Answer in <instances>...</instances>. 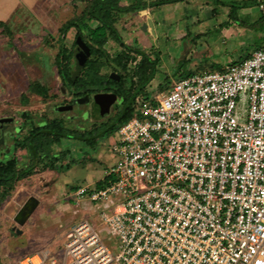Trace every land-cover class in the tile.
Returning a JSON list of instances; mask_svg holds the SVG:
<instances>
[{
	"label": "built area",
	"instance_id": "obj_1",
	"mask_svg": "<svg viewBox=\"0 0 264 264\" xmlns=\"http://www.w3.org/2000/svg\"><path fill=\"white\" fill-rule=\"evenodd\" d=\"M112 137L115 181L76 191L103 210L17 264H264V47L138 98Z\"/></svg>",
	"mask_w": 264,
	"mask_h": 264
},
{
	"label": "rangeland",
	"instance_id": "obj_2",
	"mask_svg": "<svg viewBox=\"0 0 264 264\" xmlns=\"http://www.w3.org/2000/svg\"><path fill=\"white\" fill-rule=\"evenodd\" d=\"M132 1L124 0L123 5ZM221 1L227 5L216 0H188L129 13L118 20L116 25L124 42L158 60V72L146 87L150 96L169 89L170 83L177 81L187 69L195 73L217 71L216 65L224 69L234 61L245 59L264 43L259 41L264 32L240 24L249 25L263 17L264 0H256L248 7H241L246 0ZM88 2L29 0V6L20 4L6 24L7 30L0 28V119H14L0 131L4 140L0 145V161L17 157L20 168L30 164L27 151L14 150V144L27 135L31 121L38 125L61 119L66 128L87 133L109 123L116 114L118 98L117 106L108 115L97 113L91 104L68 112L55 109L69 105L73 99L63 91L55 64L59 49L65 46L79 54L74 45L77 31L71 29L63 38L60 29L81 15ZM232 3L240 5L238 21L230 16ZM106 49L112 56L122 50L113 40ZM76 63L74 59V67ZM102 72L108 74L111 70L104 67ZM35 81L49 89L47 98L29 91V84ZM25 112L31 116L30 120L23 116ZM112 145V136L97 138L93 145L76 139L48 143L45 157L32 174L0 190V264H17L22 257L44 248L60 247L75 222L96 219L98 213L93 217L92 211L98 207L102 211L106 202L95 203L88 197H78L76 191L81 187H96L105 177L106 170L116 160ZM30 198L37 205L20 225L16 217ZM114 198L110 197L108 202ZM105 240L114 249L117 239L109 236Z\"/></svg>",
	"mask_w": 264,
	"mask_h": 264
},
{
	"label": "trees",
	"instance_id": "obj_3",
	"mask_svg": "<svg viewBox=\"0 0 264 264\" xmlns=\"http://www.w3.org/2000/svg\"><path fill=\"white\" fill-rule=\"evenodd\" d=\"M187 1L133 0L129 4L123 5L124 0H89L81 15L70 19L64 24L60 29L61 36L64 38L69 30L75 29L77 31L76 38L81 37L86 43L90 49V56L86 59L83 66L76 64L74 67V51L65 46L60 47L55 64L63 89L72 95L73 98L84 97L88 94L91 96L98 93H112L120 100L117 106L118 110L109 123H105L102 127L87 133H80L77 128H66L61 119H54L38 125L31 121V127L27 135L14 144V150L22 148L27 151L31 162L29 165L20 168L17 157L0 161V190L32 174L36 166L45 157L48 143L59 142L61 139H76L93 145L97 138L112 136L121 125L134 116L137 99L140 97L148 99L150 97V94L146 92V87L156 76L159 63L157 59H153L142 49L126 44L116 24L120 18L129 13L150 8L158 9L164 5ZM216 2L227 5L221 0H216ZM256 2V0H246L243 1L241 7L252 6ZM230 6V16L235 21H238L237 11L240 5L232 3ZM240 24L252 30L256 29L264 32V16L252 24L246 25L245 22H240ZM3 27L5 28L4 30H7V25L0 22V28ZM110 40L117 42L122 49L115 56H112L106 49V45ZM262 40H264V37L259 39V41ZM74 45H76V42ZM263 47L264 43L258 46L257 50ZM252 54L249 53L245 59L251 57ZM245 59L234 61L232 64L239 63ZM131 65L134 67L131 68ZM183 66L186 67V64H183ZM104 67H108L111 72L103 74L102 69ZM180 68L181 66L178 69L179 73L181 71ZM214 68L217 71L223 70L220 65H216ZM193 74L195 72L187 69L185 73H180V78ZM29 91L42 98L49 96V89L40 82H31ZM25 99V95H22V100ZM23 116L26 120L31 118L26 112ZM51 167L53 166L51 165ZM114 181L115 178L113 177H104L96 183L95 188L96 190L104 189ZM3 195L5 196L6 193Z\"/></svg>",
	"mask_w": 264,
	"mask_h": 264
},
{
	"label": "water",
	"instance_id": "obj_4",
	"mask_svg": "<svg viewBox=\"0 0 264 264\" xmlns=\"http://www.w3.org/2000/svg\"><path fill=\"white\" fill-rule=\"evenodd\" d=\"M149 24L151 26H153L152 21H149ZM76 45H77L78 49L82 52V58L79 60L78 65L83 66L85 64L86 59L90 56V49L86 45V43L82 40L81 37H77ZM63 91H64V89H63ZM103 97L110 98L108 106H110L117 99L116 95H114L112 93H104V94L100 93V94L94 95V99L97 103H100V101ZM90 99H91V96L88 94V95H85L84 97L74 99L73 103L71 105L59 106L56 108V110L59 112L70 111L73 109L74 105H76V104H79V105L87 104V103H89ZM106 112L103 110V112H101L100 114L104 115V113H106ZM13 120H14L13 118H1L0 124L2 125L6 122H11ZM36 205H37V202L34 198H30L26 202V204L23 206V208L19 212L18 216L16 217V220L20 223V225L24 224L26 219L31 215V213L34 210Z\"/></svg>",
	"mask_w": 264,
	"mask_h": 264
},
{
	"label": "flooded vegetation",
	"instance_id": "obj_5",
	"mask_svg": "<svg viewBox=\"0 0 264 264\" xmlns=\"http://www.w3.org/2000/svg\"><path fill=\"white\" fill-rule=\"evenodd\" d=\"M74 57H75V60H76V64L78 65V62H79V60L82 58V52L79 50V54H78V52L77 51H75V53H74ZM98 94H100V93H98ZM102 94H104V93H102ZM94 95H96V94H94ZM94 95H91V99H90V101H89V103H87V104H91L92 105V107H93V109L95 110V111H97V113H101V112H103V110L106 112V113H104V115H108V114H110L111 113V111H112V109L114 108V107H116L117 106V103L118 102H113L110 106H108L109 105V99L110 98H107V97H103L102 99H101V101H100V103H97L96 101H95V99H94ZM74 99H76V98H73L72 99V101H71V103L69 104V105H71L72 103H73V100ZM119 99V98H118ZM119 104V103H118ZM83 105V104H82ZM84 105H86V104H84ZM79 106H81V105H79V104H76V105H74L73 106V109L72 110H70V111H73L76 107H79ZM57 108V107H56ZM55 108V109H56ZM68 112V111H67ZM85 116H87L88 114L87 113H85L84 114ZM71 118V117H70ZM72 121V120H71ZM13 121H11V122H6L7 124L8 123H12ZM6 123H4V124H0V131L2 132V131H4L5 129H6ZM1 133H0V145H1V143L2 142H4V140L1 138Z\"/></svg>",
	"mask_w": 264,
	"mask_h": 264
},
{
	"label": "crops",
	"instance_id": "obj_6",
	"mask_svg": "<svg viewBox=\"0 0 264 264\" xmlns=\"http://www.w3.org/2000/svg\"><path fill=\"white\" fill-rule=\"evenodd\" d=\"M28 2L29 0L28 1L26 0H0V22L9 24V20L12 18L14 13L17 11L20 4L25 3L27 6H29ZM48 244H51V243H48ZM47 246L49 247L51 245H47Z\"/></svg>",
	"mask_w": 264,
	"mask_h": 264
}]
</instances>
